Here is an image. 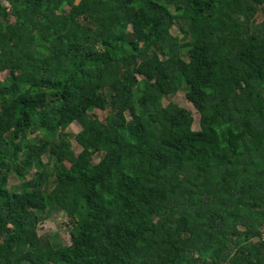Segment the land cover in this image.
I'll list each match as a JSON object with an SVG mask.
<instances>
[{"label":"trees","instance_id":"trees-1","mask_svg":"<svg viewBox=\"0 0 264 264\" xmlns=\"http://www.w3.org/2000/svg\"><path fill=\"white\" fill-rule=\"evenodd\" d=\"M2 71L0 264H264V0H0Z\"/></svg>","mask_w":264,"mask_h":264},{"label":"rangeland","instance_id":"rangeland-1","mask_svg":"<svg viewBox=\"0 0 264 264\" xmlns=\"http://www.w3.org/2000/svg\"><path fill=\"white\" fill-rule=\"evenodd\" d=\"M173 31L175 32L176 28H173ZM7 73V71L0 72V81L6 80ZM135 90L138 91V88L136 87ZM171 101L178 103L180 106L185 107L192 113L194 118L193 128L198 129L200 118L199 113L195 109L194 105L187 99L184 89H179L175 93L168 94L165 97L164 103L167 104ZM92 111L102 120L107 116V112L105 110L94 108ZM71 128L74 132H79L81 130V125L78 122H73ZM73 148L75 154L82 152L81 146L77 143L73 144ZM23 181V179L12 175L10 185L13 189H17L20 187ZM47 213V218L39 225V233H52L54 235L53 240L55 243L71 244L73 242L71 233L72 224L69 222V218L57 208H50Z\"/></svg>","mask_w":264,"mask_h":264},{"label":"built area","instance_id":"built-area-1","mask_svg":"<svg viewBox=\"0 0 264 264\" xmlns=\"http://www.w3.org/2000/svg\"><path fill=\"white\" fill-rule=\"evenodd\" d=\"M259 239L264 240V230L262 231V234Z\"/></svg>","mask_w":264,"mask_h":264}]
</instances>
